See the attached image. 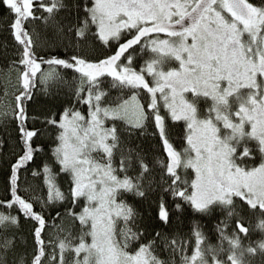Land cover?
Returning <instances> with one entry per match:
<instances>
[{
    "label": "snow or ice",
    "instance_id": "1",
    "mask_svg": "<svg viewBox=\"0 0 264 264\" xmlns=\"http://www.w3.org/2000/svg\"><path fill=\"white\" fill-rule=\"evenodd\" d=\"M0 3V264H264V0Z\"/></svg>",
    "mask_w": 264,
    "mask_h": 264
},
{
    "label": "trees",
    "instance_id": "2",
    "mask_svg": "<svg viewBox=\"0 0 264 264\" xmlns=\"http://www.w3.org/2000/svg\"><path fill=\"white\" fill-rule=\"evenodd\" d=\"M37 2V0H34V3ZM89 2H91V0H89ZM5 14V8L4 5L2 3H0V16ZM39 23V22H37ZM5 21L0 20V40H4V39H10L9 34L7 29L5 28ZM43 30V29H42ZM44 37H42L43 39ZM43 54V53H41ZM14 77H15V72L12 71L11 76L9 77V64L6 63L3 60H0V92H2V90L5 87V80L7 79V87L9 88V90H11L13 84H14ZM70 97V93L68 91V89L64 86H60L59 88V98L52 100L49 104L50 107H53L54 110H60V105L62 102L66 101L68 98ZM77 107H80V105H77ZM83 110V108H82ZM173 123V129H174V135L176 137V142L178 144V146L183 147L184 144H186V140H184V137L186 136V128L184 126V123L182 121L180 122H172ZM151 133V129L149 130V135ZM42 162V161H41ZM33 189L35 191L36 194H39L41 192V190L43 189V183H42V176L39 177H30L29 178ZM62 183L64 184V186H67V181L64 180L63 178H61ZM4 197L0 196V199H3ZM202 222L204 224L205 229L209 232V234H211L212 231H214L212 229L211 226V221H209L206 217L205 218H201ZM256 237H253V239H255ZM31 247V245H29V248ZM59 254V249H57V256ZM65 256L67 259H71L73 254L69 253V252H65Z\"/></svg>",
    "mask_w": 264,
    "mask_h": 264
},
{
    "label": "rangeland",
    "instance_id": "3",
    "mask_svg": "<svg viewBox=\"0 0 264 264\" xmlns=\"http://www.w3.org/2000/svg\"><path fill=\"white\" fill-rule=\"evenodd\" d=\"M206 107V106H205ZM90 239V238H89Z\"/></svg>",
    "mask_w": 264,
    "mask_h": 264
}]
</instances>
